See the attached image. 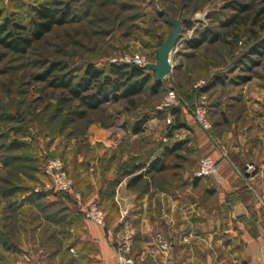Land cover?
I'll return each instance as SVG.
<instances>
[{
	"label": "rangeland",
	"instance_id": "obj_1",
	"mask_svg": "<svg viewBox=\"0 0 264 264\" xmlns=\"http://www.w3.org/2000/svg\"><path fill=\"white\" fill-rule=\"evenodd\" d=\"M55 3L60 9L70 7L66 24L25 55L0 47V264L26 256L32 264L59 262L61 235L75 211L68 200L45 188L46 160L61 158L68 172L73 161L107 165L108 152L125 153L128 159L118 177L142 175L140 186L178 181L200 153L190 147L194 128L188 115H172L173 124L166 125L158 107L167 92L173 89L189 105L206 102L210 111L211 101L238 96L239 88L230 85L237 77L248 78L245 88L264 87V54L249 53L264 36V0H0V25L8 20L30 32L33 10ZM166 15L180 21L181 32L170 55L172 72L157 91L153 73L144 70L151 80L142 93L87 110L65 90L51 87L54 77L75 84L85 66L106 70L122 54L155 63L158 44L172 30ZM205 30L218 41L189 49L187 43ZM247 55L257 65L244 70L240 61ZM54 66L50 77L37 78ZM178 123L183 127L174 130ZM177 144V153L163 156ZM156 159L168 171L146 173Z\"/></svg>",
	"mask_w": 264,
	"mask_h": 264
},
{
	"label": "crops",
	"instance_id": "obj_2",
	"mask_svg": "<svg viewBox=\"0 0 264 264\" xmlns=\"http://www.w3.org/2000/svg\"><path fill=\"white\" fill-rule=\"evenodd\" d=\"M247 85L235 86L234 98L211 101L210 136L190 118V147L200 157L178 181L128 187L135 173L118 177L125 153L108 152L107 165L73 161L68 173L81 201L61 235L57 264H117L112 243L123 228L134 231L135 264H264V211L257 202L264 196V87ZM218 146L225 148L227 159ZM204 155L216 161L217 173L195 179ZM246 165L254 171L239 176ZM91 205L104 212L103 228L84 219ZM158 233L170 245L167 256L154 243ZM11 264L32 263L26 256Z\"/></svg>",
	"mask_w": 264,
	"mask_h": 264
},
{
	"label": "trees",
	"instance_id": "obj_3",
	"mask_svg": "<svg viewBox=\"0 0 264 264\" xmlns=\"http://www.w3.org/2000/svg\"><path fill=\"white\" fill-rule=\"evenodd\" d=\"M59 6H61V4L55 3L52 4L51 7H40L34 9L32 12L33 27L31 31L27 33H23L24 29L22 26L16 24H12V26H10L9 21L5 20L0 25V47L15 55H25L27 50L30 49L33 44L42 41L54 30V28L61 27L66 24L67 18L70 16V7L65 5L60 9L57 8ZM234 19L227 22V24H232ZM12 28L14 29L13 33L11 31ZM197 36V38H194L187 43V47L189 49L196 50L205 43H215L218 41V36L209 30L202 31L198 33ZM249 53L251 55L258 56H262L264 54V36L257 40L255 45L249 50ZM248 55L240 61L241 69L249 70L250 67H255L257 65V63ZM54 70L55 66L46 73L39 75L37 78L39 80H45L51 76ZM150 80L151 77L146 75L144 69L139 67L133 65L109 64L106 70L97 69L92 65L85 66L81 77L75 84L72 83V80H63L57 77H54L50 84L51 87L65 90L73 99L79 101L80 104L87 110H97L102 105L110 101H116L119 97L131 98L139 95L147 87ZM247 82V77H237V81L231 80L230 85L239 86ZM220 83H222V80H220ZM161 87L162 82H157L154 78L153 91H157ZM209 89L210 88H206V90ZM118 93H121L120 96H118ZM160 112L165 115L170 112L175 118H179L181 114L178 109L164 110ZM208 117L211 121L210 111ZM141 124L142 123L135 127V134L140 132ZM182 127L183 124L178 123L174 125V130ZM179 145L180 144H177L172 148H166L163 156L177 153ZM175 157L180 158L179 155ZM166 171H168V168L163 164L161 159H156L149 165L148 169H146V173L156 175L162 174ZM132 174L133 173L128 175ZM142 178V175L133 176L129 180L128 187L135 186L142 181ZM59 195L68 200L75 210L76 203L69 197L68 194L59 193ZM38 198H42V195H39ZM14 211L15 213L17 212L16 210ZM132 255L134 257L133 251Z\"/></svg>",
	"mask_w": 264,
	"mask_h": 264
},
{
	"label": "built area",
	"instance_id": "obj_4",
	"mask_svg": "<svg viewBox=\"0 0 264 264\" xmlns=\"http://www.w3.org/2000/svg\"><path fill=\"white\" fill-rule=\"evenodd\" d=\"M114 65H133L144 69L149 61L146 57L137 54H122L117 58L110 61ZM201 88V84L195 86ZM178 109L181 114L188 115L194 124L206 135H211L213 126L208 117L209 108L206 102L196 100L193 104L189 105L181 100L178 94L170 89L163 101L158 107L159 111ZM166 125L173 124V117L170 112L165 117ZM222 159H227V153L223 146H218ZM252 165H246L242 172H238L239 176L242 174H250L253 172ZM43 176L46 180L45 188L54 193L71 195L76 204L81 201V195L74 190V183L66 171L64 163L61 158L54 157L45 161L42 168ZM217 173V163L210 155H204L198 160L197 168L193 173L195 179H204L211 177ZM258 205L264 211V196L257 198ZM84 219L93 223L94 225L103 228L105 225L104 212L97 206L91 205L83 213ZM134 231L132 229L123 228L118 233L116 240L112 243V249L115 254L117 264H135V258L132 255L134 245ZM154 243L158 252L167 256L170 253V245L166 242L161 234L154 236ZM69 254L76 257V252L73 248H69Z\"/></svg>",
	"mask_w": 264,
	"mask_h": 264
},
{
	"label": "water",
	"instance_id": "obj_5",
	"mask_svg": "<svg viewBox=\"0 0 264 264\" xmlns=\"http://www.w3.org/2000/svg\"><path fill=\"white\" fill-rule=\"evenodd\" d=\"M166 19L167 23L172 26L169 37L165 42H160L158 44L156 62L153 64H148L144 67V70H148L153 73L155 81L157 82H162L172 72L170 55L176 46L181 32V23L178 19H171L168 15H166Z\"/></svg>",
	"mask_w": 264,
	"mask_h": 264
}]
</instances>
